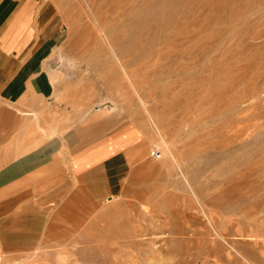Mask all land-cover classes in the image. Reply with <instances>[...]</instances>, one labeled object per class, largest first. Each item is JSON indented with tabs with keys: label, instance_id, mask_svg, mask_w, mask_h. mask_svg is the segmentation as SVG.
<instances>
[{
	"label": "rangeland",
	"instance_id": "rangeland-1",
	"mask_svg": "<svg viewBox=\"0 0 264 264\" xmlns=\"http://www.w3.org/2000/svg\"><path fill=\"white\" fill-rule=\"evenodd\" d=\"M43 1L50 91L6 105L0 170L56 140L57 194L16 210L3 264H264V0ZM126 124L95 197L68 157Z\"/></svg>",
	"mask_w": 264,
	"mask_h": 264
},
{
	"label": "crops",
	"instance_id": "crops-1",
	"mask_svg": "<svg viewBox=\"0 0 264 264\" xmlns=\"http://www.w3.org/2000/svg\"><path fill=\"white\" fill-rule=\"evenodd\" d=\"M54 12L50 3L43 0H0V131L7 125L14 133L16 125L20 124L16 113L8 110V103L14 108L24 99L35 103L42 98L40 93L50 91V78L44 73L42 63L47 62L51 68V60L46 56L57 35ZM131 127L126 124L107 132L95 131L90 144L72 150L67 156L66 174L77 177L82 182L81 189L87 193L91 185L95 197L104 194L109 186L102 181L100 167L125 156V151L139 142L138 137L120 148L128 139ZM2 142L0 134V146ZM56 147V140L52 139L46 148L48 153L39 148L25 154L11 148L9 154H5L13 162L8 160V165L0 170V264H3L2 254L14 252L13 241L5 230L6 226L10 230L16 210L27 200H52L54 197L56 200ZM42 188L49 190L43 199Z\"/></svg>",
	"mask_w": 264,
	"mask_h": 264
},
{
	"label": "built area",
	"instance_id": "built-area-1",
	"mask_svg": "<svg viewBox=\"0 0 264 264\" xmlns=\"http://www.w3.org/2000/svg\"><path fill=\"white\" fill-rule=\"evenodd\" d=\"M160 156L159 150H152L151 151V157L152 158H158Z\"/></svg>",
	"mask_w": 264,
	"mask_h": 264
},
{
	"label": "bare ground",
	"instance_id": "bare-ground-1",
	"mask_svg": "<svg viewBox=\"0 0 264 264\" xmlns=\"http://www.w3.org/2000/svg\"><path fill=\"white\" fill-rule=\"evenodd\" d=\"M107 98V97H106Z\"/></svg>",
	"mask_w": 264,
	"mask_h": 264
}]
</instances>
